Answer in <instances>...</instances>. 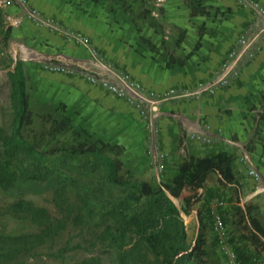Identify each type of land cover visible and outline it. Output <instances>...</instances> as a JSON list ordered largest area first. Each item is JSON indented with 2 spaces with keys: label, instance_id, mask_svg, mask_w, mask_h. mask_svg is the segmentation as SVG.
<instances>
[{
  "label": "crops",
  "instance_id": "0c3cea01",
  "mask_svg": "<svg viewBox=\"0 0 264 264\" xmlns=\"http://www.w3.org/2000/svg\"><path fill=\"white\" fill-rule=\"evenodd\" d=\"M199 1L206 11L230 8L231 18L213 20L190 16L187 0H164L161 3L156 0L155 5L162 6L168 12L163 20L166 27H178L183 32V37L179 34L164 37L167 40L164 46L168 47L165 56L160 54L164 52L162 40L152 35V30L129 36L114 34L105 28L100 16L95 18L91 13V10L96 11L95 3L88 0L28 2L42 15L58 22L62 28L79 31L87 36L97 53L96 57L83 46L66 43L61 34L35 26L21 17L13 7L3 9L11 27L7 44L9 52L18 54L22 63L26 89L29 82H43V106H62L63 115L87 134L105 143L125 146L123 163H129V170L149 182L158 162H151V154L147 153L150 127L147 126L146 118L141 117L125 101L88 84L78 76L42 72L40 62L47 58L87 60L86 63L90 62L92 67L105 66L126 72L148 90L185 88L192 86L194 81H204L214 76L227 52L237 46V39L242 33L252 43L242 56L243 62L239 63L238 77L213 96L159 103L152 126L157 134L155 152L165 154L166 167L169 163H175L176 166L189 157L200 158L216 153L231 156L232 173L239 185V203L232 185L220 183L219 176L210 173L203 188L198 191L200 199L201 194L205 196V200H201L202 206L218 201L226 207L225 199L216 196L215 187L228 188L232 191L229 210L236 214L237 207L244 209V206H250L252 218L264 230L257 217L260 213L264 220V24L252 11L241 7L235 0ZM255 1L264 7V0ZM183 14L186 18H181ZM201 25L204 29H201ZM197 42L199 45L195 48ZM249 52L253 54L251 59L247 57ZM255 112H261L263 116L256 117ZM257 127L260 129L259 134H255ZM204 137L209 141H202ZM250 168L260 173V181L248 176ZM192 213L195 214L197 234V210L193 208ZM221 216L224 221L223 214ZM246 226L251 236L248 223ZM208 230L204 229V235L206 233V243L211 248V241L215 242V238L211 228ZM250 241L254 248L264 251Z\"/></svg>",
  "mask_w": 264,
  "mask_h": 264
},
{
  "label": "trees",
  "instance_id": "16d2710c",
  "mask_svg": "<svg viewBox=\"0 0 264 264\" xmlns=\"http://www.w3.org/2000/svg\"><path fill=\"white\" fill-rule=\"evenodd\" d=\"M98 1L93 0L95 3ZM188 5L190 16L199 13L195 5ZM10 31L8 26L3 32L5 47ZM198 45L197 42L195 48ZM8 67H11L7 77L13 116L9 132L0 127L1 189H10L18 176L31 181H45L49 177L60 176V169L69 173L73 168L67 161L82 160L79 163L82 171L98 174L94 185L74 183L79 190L80 207L97 218L101 226L93 246L106 245L117 264H210L204 237L205 222L200 210L196 213L198 231L191 244L186 241L181 212L189 215L200 201L198 191L203 188L210 173H216L220 183L232 185L239 203V185L232 173L231 156L216 153L183 159L171 174L165 175L158 184H153L135 179L117 155L106 153L108 150H119L117 145L95 140L87 144L40 151L23 136L25 128L31 124V111L22 63L18 59H10ZM63 119L65 123L71 121L66 116ZM83 133L87 134L85 131ZM62 185L60 182L59 189L55 191L54 202L57 207H61L65 199ZM172 198L182 200L180 209ZM9 209L13 214H24L44 227L33 235L0 236V251L4 257L27 252L62 228L60 220L52 225L47 211L36 208L28 201L18 200L10 204ZM235 213L239 215L240 223H248L252 232L250 239L255 247L264 250V230L252 218L251 207H237ZM76 264H102V260L99 256H91Z\"/></svg>",
  "mask_w": 264,
  "mask_h": 264
},
{
  "label": "rangeland",
  "instance_id": "374dc122",
  "mask_svg": "<svg viewBox=\"0 0 264 264\" xmlns=\"http://www.w3.org/2000/svg\"><path fill=\"white\" fill-rule=\"evenodd\" d=\"M88 1L93 2V0ZM157 1V3H161L164 0ZM187 2L196 6V10L199 12L196 14V17L201 16L203 19L211 18L213 20L231 18L230 8L206 11L205 7L201 6L199 0H187ZM155 4L156 0H144L143 2H140V0H99L95 3L96 11L91 10V13L95 15V18L100 16L101 20L105 22V28L110 29L114 34L129 36L140 31L147 33L152 30V35L162 40L163 48H161L164 52L160 54L161 56H165V51L168 50V47L164 46V42L167 41L164 37L170 38L172 34H179L180 37H183V32L178 27H166L167 25L163 23V20L168 16V12H166L162 6H157ZM7 7L9 8L12 6L0 7V127L6 132H9L13 113L10 106V83L7 72L11 70V67H8L10 59L14 60L15 58V60H17L18 54L14 55L9 52L8 44L5 47L2 42L3 32L9 26L4 15L5 13L3 12V9ZM177 13L179 14L180 12ZM18 14L22 17L20 12H18ZM181 18H186L185 14H183ZM200 27L204 29L202 25ZM65 29L68 32L81 33L79 31ZM81 34L84 35L83 33ZM64 39L66 43L72 44V46H79L69 41L66 37H64ZM87 39L91 43L88 37ZM92 48L94 47L92 46ZM74 60L75 59L72 61ZM41 71L43 72V69ZM196 82L194 81L191 84ZM26 91L28 95V105L31 111V124L25 128L23 136L27 141L33 144L36 149L45 151L50 148L76 146L99 140L90 134H84L80 127L72 120L65 123L62 106L57 108L43 106L41 101V99H43L42 81L33 84L29 82ZM260 115L261 112H255L256 117ZM259 132L260 129L257 127L255 134H259ZM155 133L151 134L150 131V134H147L149 138L148 141H151L147 144L148 150L147 146L145 147L147 153L150 152L152 142L154 147H157V134ZM97 135L100 137L103 136V134ZM106 144L117 145L120 148L119 150H108L106 153L111 156L117 155L123 163V159L125 160L126 157L125 146L117 143ZM150 156L151 155H149V158L151 162H153V158ZM132 159L131 157V160ZM80 161L82 160L67 161L73 168L69 173L64 169H60V176H52L45 181H31L18 176L10 189L3 190L0 188V236H26L37 234L39 231L43 230L44 226L37 221L32 220L24 214H13L10 211V204L18 200L28 201L36 208L46 210L50 216L52 225L56 224L59 220L62 222V228L57 231V233L47 237L43 243L33 247L27 252H21L14 257H4V254L0 251V264H76L84 258H89L91 256H99L102 260V264H117L112 252L106 249V245L93 246L101 226L97 218L87 214L86 210L80 207L79 190L75 187L74 183L83 182L94 185L97 181L98 174L82 171L79 165ZM162 163V168H157L156 166V169H152L153 176L149 179L150 183L158 184L165 178V175L173 172L175 163H169L168 167H166L167 162L165 159ZM127 165H129V163H127ZM127 165L123 163L124 168L128 170L135 179L142 181L143 179L129 170ZM147 177L149 178V176ZM60 182L64 187L63 193L65 199L61 207H57L54 202V197L55 191L60 187ZM231 192L228 188L217 185L215 187V194L219 198L225 199L226 207L222 205V202L218 201L211 202L206 207L205 205L202 206V201L205 200V196L201 194V199L194 207V210H200L205 222L204 229L207 230H210L211 212H221L220 214H223L230 244L242 259L243 263L262 264L264 263V251H259L250 244V235L246 225L240 223L239 217H235L236 214H233V212L229 210L231 205L229 200ZM185 194H187V192H185ZM172 201L178 209L181 208L183 203L180 198H172ZM219 207L223 208L219 210ZM256 208L258 209V206H256ZM181 217L186 231V241L188 244H191L196 234L195 214L192 213L187 216L181 212ZM257 217L264 228L262 215L258 213ZM205 236L206 233L204 237ZM211 238V235H209V239ZM207 258L210 264H228L225 257L217 248L216 243L212 241L211 248L207 246Z\"/></svg>",
  "mask_w": 264,
  "mask_h": 264
},
{
  "label": "built area",
  "instance_id": "2783aa9c",
  "mask_svg": "<svg viewBox=\"0 0 264 264\" xmlns=\"http://www.w3.org/2000/svg\"><path fill=\"white\" fill-rule=\"evenodd\" d=\"M235 1L241 7L252 11L264 24V7L259 2L255 0ZM6 6L16 8L23 18L32 22L35 26L57 32L69 41L87 48L90 54L96 57L97 53L92 48L87 37L81 33L66 31L58 22L42 15L40 11L30 6L28 0H0V7ZM251 43L244 35H240L237 39V46L227 52L225 60L214 76L204 81H197L190 87H172L161 91L148 90L126 72L117 71L105 66L95 67L94 65L92 67L90 62L86 63L88 62L87 60L72 61L62 58H47L41 62V67L49 73L78 76L88 84L97 86L115 98L125 101L141 117L146 118L148 122L147 126L148 128L150 127L151 133L154 134L156 130L152 126V121L156 117L159 103L173 99L199 100L203 96L215 95L221 88L228 85L232 79L238 77L239 63L243 62L242 56L247 53ZM252 56L251 52L247 54L248 59H251ZM94 64L96 63L94 62ZM202 141L208 142L209 139L204 137ZM155 151L156 149L152 142L149 154L153 155V160L158 162L157 168H162L165 154ZM248 175L255 181L261 180L260 173L253 168L248 170ZM210 228L214 234L216 246L228 264H243L237 252L230 244L227 228L220 213L211 212Z\"/></svg>",
  "mask_w": 264,
  "mask_h": 264
}]
</instances>
